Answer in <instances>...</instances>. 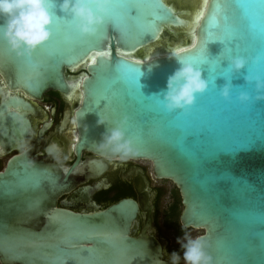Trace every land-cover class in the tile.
<instances>
[{"label": "water", "instance_id": "obj_1", "mask_svg": "<svg viewBox=\"0 0 264 264\" xmlns=\"http://www.w3.org/2000/svg\"><path fill=\"white\" fill-rule=\"evenodd\" d=\"M113 2L128 7H117L95 35L82 36L72 17L60 10L59 0H54L52 38L30 57H18L0 38L4 81L37 100L48 91L66 97L80 94L79 101L76 97L72 102H78L75 109L67 105L74 119L76 164L82 152L115 158L97 151L96 144L108 128L127 117L125 134L139 149L138 156L128 160L150 163L155 179L176 187L182 207L179 224L201 231L214 264H264V100L256 99L255 87L256 80L264 81L260 34L264 0H206L193 32L194 43L179 53V59L192 63L201 50L206 51V42L209 60L220 56L224 45L208 40L210 17L220 3L234 32L231 57H243L246 64L239 72L227 70L229 59H222L219 67L212 61L196 66L208 89L196 94L191 107L172 112L162 99L168 77L181 66L179 60L161 56L144 62L126 55L164 34L180 32L179 38L162 42L168 52L189 42L188 16L182 12L198 9L200 1L179 0L185 10L173 0ZM224 23L222 19L221 28ZM212 33L222 35L220 29L213 28ZM76 70L80 74L70 77ZM228 82L231 94L224 99L220 90ZM241 92L249 95V102H240ZM10 102L28 108L20 99ZM100 117L107 122L98 125ZM250 139L247 145L229 150L230 145ZM28 162L22 159L0 173V264H169L162 260L167 255L166 239L159 244L145 232L130 236L139 210L131 199L94 215L57 210L59 217L50 224L60 227L44 228L48 223L43 216L55 197L72 184L57 182L52 170L35 163L29 167ZM140 207L151 210L148 202L140 201Z\"/></svg>", "mask_w": 264, "mask_h": 264}, {"label": "flooded vegetation", "instance_id": "obj_2", "mask_svg": "<svg viewBox=\"0 0 264 264\" xmlns=\"http://www.w3.org/2000/svg\"><path fill=\"white\" fill-rule=\"evenodd\" d=\"M13 98L22 100L28 108L12 104L10 100ZM67 105L73 109L74 104H69L67 97L57 92H45L41 100L31 98L22 90L8 86L0 74V173L8 167L18 166L25 159L52 170L57 175V182L65 180L72 184L69 190L61 191L55 197L54 205L43 216L44 222L48 223L43 225L46 229L60 227L50 224L57 221V210L94 215L122 199H131L138 204L139 210L130 229L134 233L130 236L137 238L145 232L160 244V239L164 238L161 226L175 232L177 222L173 223L177 215L173 211L175 201L164 218L162 216V189L152 186L162 180L153 177L151 165L146 161L120 160L82 152L76 164L77 156L70 139L71 132L75 131L74 119L73 113L67 112ZM24 145L28 146L29 151L21 155L20 150ZM49 145L56 146L58 161H54L45 151ZM175 188L173 185V198L174 192L178 193ZM140 201L148 202L151 210L142 209ZM166 240L167 255L162 260L171 264L170 254L179 250Z\"/></svg>", "mask_w": 264, "mask_h": 264}, {"label": "clouds", "instance_id": "obj_3", "mask_svg": "<svg viewBox=\"0 0 264 264\" xmlns=\"http://www.w3.org/2000/svg\"><path fill=\"white\" fill-rule=\"evenodd\" d=\"M113 0H59V8L70 15L75 22V29L82 36L95 35L105 23V17L109 14ZM54 0H0V38L4 39L9 48L18 57H30L32 52L48 42L53 35V14L50 9ZM61 18H56V20ZM183 49H177L169 58L179 60L181 66L177 68L167 79L166 90L163 95L164 107L167 111L184 110L191 107L196 100V94H203L208 89V81L203 78L201 70L192 63H184L179 59V53ZM246 60L243 57H231L227 70L239 72L244 68ZM257 100H264V81L256 80ZM81 84H76L80 88ZM232 85L226 83L220 90L224 99H229ZM238 99L241 103L249 102L247 93L241 92ZM107 121L99 118L98 125ZM127 117L115 122L102 134L101 141L96 144L97 151L110 154L120 160L133 159L139 154L133 141L125 134ZM56 146L49 145L45 151L54 161L59 157L55 154ZM29 151L27 145L21 147V155ZM29 167L34 166L33 161L28 162ZM180 252L173 251L169 260L171 264H214L212 256L207 248L210 246L204 235L193 237L184 233L177 237ZM182 252V255H181Z\"/></svg>", "mask_w": 264, "mask_h": 264}, {"label": "snow or ice", "instance_id": "obj_4", "mask_svg": "<svg viewBox=\"0 0 264 264\" xmlns=\"http://www.w3.org/2000/svg\"><path fill=\"white\" fill-rule=\"evenodd\" d=\"M117 7H128V6L127 5H118L117 3L113 2L112 5L110 6L109 14L105 17V21H107L108 19L113 17L114 11ZM250 7L254 8L255 5H251ZM261 7H264V3H261ZM214 8H215V11L210 17V23L212 25V28L209 29L208 40L209 41H220L224 45V48H223V51L221 52L220 56H218L212 60H209V57L207 55V45L209 42H206V51L201 50L200 53L195 57V59L192 62V64H195L196 66L208 64L209 61H212L214 66L219 67L220 61L222 59H230L232 56L231 55L233 52L232 41L234 39V32L227 25V16L226 15L222 16L223 6L220 3H217L214 5ZM222 19L225 22L223 28H221V20ZM213 28L220 29V31L222 32V35H218V36L213 37V33H212ZM260 34H261V38L264 39V26L261 27V33ZM99 55L104 57V58H108L106 53H99ZM93 63H95V61H93ZM220 75H223V71L220 72ZM213 78L215 79V76ZM136 86H137V89L139 91L140 86L138 84V79L136 80ZM101 100H105V99L101 98ZM101 100L99 101V104H100ZM261 136H264V133H262ZM251 141L252 140L250 139L246 143L232 144L229 146V150L234 151L240 147L247 145ZM220 147L223 148V145H220Z\"/></svg>", "mask_w": 264, "mask_h": 264}, {"label": "bare ground", "instance_id": "obj_5", "mask_svg": "<svg viewBox=\"0 0 264 264\" xmlns=\"http://www.w3.org/2000/svg\"><path fill=\"white\" fill-rule=\"evenodd\" d=\"M190 1H192V0H190ZM199 1H200V4H199L198 9H195L191 12H189V11H187V12L183 11L182 12L183 15L188 16V21H187L188 30L186 31L187 35L185 37H186V41H189V42H185V44H183V45H176L170 52H168L162 46V37H164V35H163L162 37H159L156 42L147 46L143 50H139L136 53L126 55V57L131 59V60L146 62V61L151 60L152 58H155V57L171 56L173 54V52L177 49H183L184 50V49L190 47L194 43L193 32H194V29L197 25L198 19L200 18L201 14L203 12V8H204L205 2H206V0H199ZM140 53H144V54L140 55ZM76 97L78 98V101H79L80 94L75 93V94L67 97V102L69 104H72V102L75 100ZM77 106H78V102L74 104L73 109H75ZM70 139L72 140V142H71V144H72L73 140L75 139L74 132H71Z\"/></svg>", "mask_w": 264, "mask_h": 264}, {"label": "rangeland", "instance_id": "obj_6", "mask_svg": "<svg viewBox=\"0 0 264 264\" xmlns=\"http://www.w3.org/2000/svg\"><path fill=\"white\" fill-rule=\"evenodd\" d=\"M174 1V4H176L177 6H179V9L180 10H185L184 8V4L181 3V2H178L179 0H173ZM180 37V32H178V34L176 36L174 35H169V34H164V37H162V42H164L165 40H167L168 38L169 39H177ZM80 73H79V70H76V71H73L69 74L70 77H76L78 76ZM152 186H160L161 189H162V196H161V199H160V209L162 211V216L164 218L165 216V213L168 212V210H170V206L174 203L175 201V198H173V196L171 195V190L173 188V185L168 182V181H159V182H156V183H153ZM182 210V207L181 205L178 206V209L176 211L175 214L176 217L173 218V223H175V227H174V230L175 232L172 230V229H169V228H166L164 226H161V234H162V237L166 238L169 240L170 243H172V246H174L175 248H178L179 252L181 251L180 250V246L179 244L177 243V237H182L184 235V233H189L191 234L193 237L199 235L201 233V231L199 230H193V229H182L178 223V217H179V213L181 212ZM181 255H182V252H181ZM181 264H183V260H181Z\"/></svg>", "mask_w": 264, "mask_h": 264}, {"label": "trees", "instance_id": "obj_7", "mask_svg": "<svg viewBox=\"0 0 264 264\" xmlns=\"http://www.w3.org/2000/svg\"><path fill=\"white\" fill-rule=\"evenodd\" d=\"M174 197H175V204L173 206V211L175 212V211H177L178 206L181 204H180V199H179V195L177 192H174Z\"/></svg>", "mask_w": 264, "mask_h": 264}]
</instances>
